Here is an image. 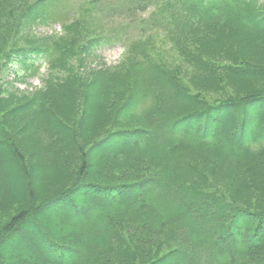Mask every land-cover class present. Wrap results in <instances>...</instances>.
Wrapping results in <instances>:
<instances>
[{
  "label": "trees",
  "instance_id": "obj_1",
  "mask_svg": "<svg viewBox=\"0 0 264 264\" xmlns=\"http://www.w3.org/2000/svg\"><path fill=\"white\" fill-rule=\"evenodd\" d=\"M14 1L0 0V20L7 16L11 20L10 24L0 21V76L12 65L34 75L35 70L41 68L39 64L45 62L51 70L65 71L64 63L53 62L51 49L55 47L63 57H67L68 52L59 44L44 42L31 33L32 27L45 23L52 0H37L31 5L24 3L20 9L9 6ZM100 2L89 0L95 7ZM109 7L115 13L125 10L131 15L158 7L157 13L166 15L164 25L168 34L165 40L175 44L181 40L176 32L182 31L184 42L203 56L214 59H200V64L189 71L201 75L222 67L231 79H248L243 87L231 84L233 91L226 96L234 97L241 88L252 84L257 86L240 99H224L208 109L223 119L229 121L230 118L238 126L239 131L235 133L239 137L231 139V144L239 149L226 151L224 138L212 139L205 115L199 113L178 118L176 114L184 110L185 104H179L174 111L175 104L163 110L161 113L174 117L158 125L153 124V116L148 114L155 113V108L151 112L140 101L131 114L134 120L121 126L107 124V130L96 135L94 127L103 123L107 114L113 111L112 98L117 101L119 98L109 93L108 88L103 91L105 96L108 93V104L105 106L104 97L96 114V118L100 117L89 126L87 121L84 123L87 115L73 125L68 118L70 113L59 111L61 100L46 94L47 90H68L65 84L56 81H63L64 77H48L43 81L44 85L48 83V88L40 90L34 97L7 93V98L0 97V217H5L4 224L0 221V244L10 237L23 240V247H17L35 254L27 264H74L76 259L78 264H178V261L181 264H264V207L228 199L223 185L226 181L232 187L241 185L245 191L256 192L255 198L264 199V181L257 175L258 169L252 172L258 180L249 178L245 187L241 180L243 172L234 168L233 160L237 158L234 154H242L241 141L245 139H249L253 159L263 155L260 153L264 151V146L253 144L256 141L250 139L264 134V128L254 131L250 125L253 117L249 115L251 108L255 111L264 109V0H111ZM252 18L257 21L253 22ZM220 26L233 31H214ZM193 28L194 34L187 32ZM124 30L116 28V33L120 35ZM8 40H16L14 45L17 47L4 49ZM99 40L82 43L80 53L97 47ZM24 42L26 45H22ZM134 42L139 43L129 39L128 46L133 47ZM77 61L83 66L79 56ZM221 61L227 64H221ZM160 68L167 74L182 70L179 65L178 69L168 65ZM95 74L100 75L84 70L76 77L85 80L89 76L95 82L98 80ZM19 78L22 80L21 76ZM3 86L11 88V84L2 79L0 94ZM198 89L204 90L203 86ZM40 100L53 108L37 112L41 109ZM53 111L56 117L47 118L49 126L58 127L64 135L70 131L75 139L84 138L57 140L60 147L55 148L49 143L51 135L42 129L36 132L33 128L41 123V115ZM232 111L237 112L234 117ZM200 116L207 126L204 125L200 135L191 136L185 124L201 120ZM256 116L258 126L263 121L261 115ZM215 131H218L217 126ZM250 131H253L252 136ZM145 135L152 136L153 140L147 142ZM39 136L45 143L37 144ZM85 136L91 140L85 141ZM117 137L121 139L122 147L109 150L110 140ZM190 141L204 149L208 157L194 154L190 158L184 157L185 161L177 160L173 152L189 145ZM207 150L212 153L207 154ZM212 158L215 163L209 161ZM260 166L262 163L258 168ZM210 171L212 175L208 173ZM210 185H217V188H210ZM5 193L6 197L17 195L23 202L13 210L6 198L3 199ZM175 199L188 206L201 204L214 209L215 212L204 216V220L217 221L221 224L220 232L217 228L205 237L199 227L197 231L192 229L188 219L175 209L161 207L162 202L174 203ZM47 211L62 212L57 217L58 226L53 222L48 224V220L41 224L36 220ZM219 214L223 215L218 218ZM71 216H75L73 220ZM243 219H248L254 227L239 228V221ZM216 240L220 246L215 244ZM19 262L24 261L19 259L16 264H22Z\"/></svg>",
  "mask_w": 264,
  "mask_h": 264
},
{
  "label": "rangeland",
  "instance_id": "obj_2",
  "mask_svg": "<svg viewBox=\"0 0 264 264\" xmlns=\"http://www.w3.org/2000/svg\"><path fill=\"white\" fill-rule=\"evenodd\" d=\"M36 1L37 0H15L13 3L9 4V6L13 9H20L24 6V3L31 5ZM110 4L111 0H101L97 7H95L93 3H89V0H52V6L46 13L45 23L32 27L31 33L44 42L46 40L50 44H59L61 49L68 52V56L63 57L55 47L51 49L53 51V62L64 63L66 65V70H51L50 66L47 68L42 65L40 69L35 70L36 73L34 75H31V72L27 73L26 70L21 71L19 68L14 67L9 72L3 73L2 77L0 76V81L3 79L4 82L11 84V88L15 90H10L11 88L3 86L0 97L3 99L7 98L8 96L5 97V95L10 92L22 94L28 98L34 97L37 93L41 92L40 90L48 88V83L44 85L43 82L48 77H64L63 81L59 79H56V81L65 84L68 90L64 92L60 89L55 91L47 90L46 94H48L50 98H59L61 100L59 111L70 113L68 118L71 119L73 125H77L78 120H80L83 115H87L84 123L87 121L89 123L88 126L100 117L99 115L96 118V114L99 112V107L104 97L105 106L108 104L106 103L108 93L105 96V92H103L105 89L108 88L109 93L119 96L118 101L112 98L110 106H112L113 111L107 114L106 120L94 127L93 131L96 135L99 132L104 133L107 130V124L113 123L114 126H121L125 125L129 120H134L131 114L134 113V109L140 101H143L147 106L146 108H149L151 112H154L153 109L155 108V113L148 114L153 116V124L157 123L158 125L174 117L161 113L163 110H167V107L172 108V105L175 104L177 107L173 108L174 111L178 109L179 104H185L184 110L176 114L178 118H186L199 113L205 115L206 120L210 123V134H213L211 136L212 139L224 138L225 140L223 141L227 145V148L224 149L226 151L239 149L231 144L233 143L231 139L237 140L239 137V134L235 133L239 131L238 126L230 118L229 121L226 118L223 119L208 109L214 107L212 105L224 99H240L248 95L253 89H257V86L252 84L245 89L241 88L234 97H229V95L226 96V94L233 91V88L230 86L231 84L243 87L246 85L245 83L248 79L244 81L240 79H231L227 76L222 67H216L201 75L195 71H189L190 68L200 64V59H206V61L214 59L203 56L202 52L196 51L188 43L184 42V33L182 31L176 32V35H179L181 40L177 41L175 44L165 40L168 34L165 31L166 26L164 25V18L166 15L164 13H157L159 11L158 7L154 9L151 8L143 13L135 15H131L123 10L116 15L111 11L109 7ZM0 21L1 24H8L11 20L7 16ZM252 21H257V18H252ZM115 28L127 29L128 31L124 30L122 33L130 34L132 39L139 43L134 42L133 47L127 45L123 49L120 43L114 42L111 38V33H113V29ZM7 30L6 28V31ZM228 30L232 29L226 26H220L214 29V31H222L224 33L228 32ZM187 32L194 34V28L188 29ZM140 33L142 35H140ZM6 36H8V32H6ZM96 39H100L97 47H90L86 52L80 53L82 43H90L92 40ZM15 41L8 40L4 49L16 48L17 46L14 45ZM22 45H26V42ZM0 49H2L1 42ZM65 51L63 54H65ZM140 55H145V57H139ZM78 56L82 60L83 66L77 61ZM221 64L225 65L227 62L221 61ZM166 65H168L169 68L174 67L175 69H178L179 65L182 70L180 72H178V70L174 71L171 74L163 73L160 67H165ZM80 70L82 72L84 70L88 72H99L100 75L95 74L98 78L95 82L89 76H87L88 78L85 80L79 79L76 75L81 74ZM15 72L20 74L22 80L20 78L17 79L18 76L15 75ZM216 77L218 78L213 81ZM50 81L53 82L54 79ZM114 82H117L116 85L110 87ZM199 86H203L204 90L198 89ZM124 93L125 95L122 98L121 95ZM149 100L151 101L150 104ZM40 105L39 108L41 109L37 110V112L46 110L47 108H49L50 111V109L53 108V106L49 105L48 102L44 100H40ZM29 106L30 105H28V107ZM28 107H26V109ZM159 108H161V111H159ZM36 109L35 107V110ZM54 109L57 110V108ZM244 110L245 108L242 109V111ZM118 111L120 112L118 113ZM232 114L234 117L237 112L232 111ZM249 115L253 117L250 121V125L254 127V131H261L264 128V109L262 108L255 111L251 108ZM256 115H261L263 121L258 126L255 123L257 118ZM41 116H43V119L39 121L46 125L38 123V126L33 129L36 132L42 129L46 134L51 135L52 138L49 143H53L55 148L60 147L57 144V140L64 142L68 140L79 141L84 138L83 136L75 139L70 135V131L64 135L58 127L49 126L47 124V118L56 117L55 111ZM199 118L202 121L191 120L189 122L187 121L188 123L185 124V128H187L191 136L200 135L204 125L207 126L204 118L202 116ZM215 126L218 127V131H215ZM223 127L225 128L223 129ZM220 128L222 129L219 130ZM252 132L253 131H250L251 136ZM85 137V141L91 140L88 136ZM247 137L248 136H245V138ZM250 139L256 141L253 144L264 146L262 145L264 144V134L258 135L257 137L253 136ZM120 140L119 137L111 139L110 145L107 148L113 150L122 147ZM145 140L150 143L153 138L152 136L145 135ZM37 141L38 145L45 143L44 139L40 136ZM248 141L249 139H245L244 142L241 141L243 144L241 145L244 147V149H240L242 154H234L237 158L233 159L235 161L234 168H236L238 172H243V178H241V180L245 187L248 186L249 178L253 181L258 180L257 176L252 173L255 168L259 171L257 175L264 181V151L260 153L263 155L259 156L257 159H253L254 156H251L253 153L249 151V147L251 146ZM245 145L247 148H245ZM85 148L87 147L85 146ZM204 151V149L197 147L196 144L190 141L189 145L185 144L181 148L178 147L173 154L177 160L185 161L184 157L190 158L194 154L207 156ZM206 153L211 154L212 152L209 153L207 150ZM90 158H92V155ZM209 161L215 163L214 158L209 159ZM260 163H262V166L258 168ZM243 164L245 165L244 167ZM240 168L243 170H240ZM8 173H10V171H8ZM208 173L210 175L213 174L211 171ZM217 183L220 185L218 181ZM223 185L226 187L228 199L237 200L248 206L255 203L262 204L264 207V199L255 198L256 192L245 191L241 185L232 187L227 181ZM211 187L217 188V185H210V188ZM5 198L7 204L13 210L16 209L19 202H23L22 199L13 194H9L6 197L5 193L3 199L5 200ZM168 199H171V197H168ZM173 202L174 203L162 202L161 207L173 211L175 209L181 216H185L188 219L191 224L190 227H193L192 229L197 231L199 227L203 231L205 237L215 232L217 228V232H220L221 224L218 225L216 223L217 221L204 220V216H210L215 212L214 209L206 208L201 204L188 206L181 204L178 199L173 200ZM227 212L228 211L225 213ZM61 214L62 212L58 211H47L41 216H38L36 220L40 224L48 220V224H52L53 222L58 226L60 221L57 217ZM222 215L223 214H219L217 217L219 218ZM73 217L71 216L72 220ZM4 219L5 217H0V221L3 224L5 223ZM83 224L88 225L86 223ZM251 225L254 227L248 219H243L241 222L239 221V228L242 230H248ZM1 226L3 227L2 224ZM1 231H3V228ZM180 233L181 230L178 227V234ZM23 244V240L14 237H10L8 241L0 244V264H16L19 259L24 261L19 263H29L35 254L17 247L18 245L23 247ZM215 244L220 246L217 240ZM69 260L72 262L71 258ZM78 263L79 261L76 259V263L74 262V264ZM178 264L181 263L178 261ZM187 264H189V262Z\"/></svg>",
  "mask_w": 264,
  "mask_h": 264
}]
</instances>
